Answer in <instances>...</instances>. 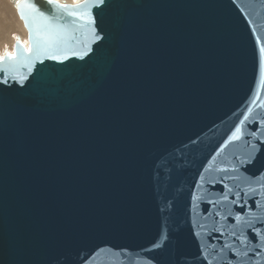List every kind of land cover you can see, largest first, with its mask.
Wrapping results in <instances>:
<instances>
[{
	"label": "water",
	"instance_id": "water-1",
	"mask_svg": "<svg viewBox=\"0 0 264 264\" xmlns=\"http://www.w3.org/2000/svg\"><path fill=\"white\" fill-rule=\"evenodd\" d=\"M10 1L0 264H264V0Z\"/></svg>",
	"mask_w": 264,
	"mask_h": 264
},
{
	"label": "snow or ice",
	"instance_id": "snow-or-ice-1",
	"mask_svg": "<svg viewBox=\"0 0 264 264\" xmlns=\"http://www.w3.org/2000/svg\"><path fill=\"white\" fill-rule=\"evenodd\" d=\"M49 3H52V0H49ZM106 3H107V0H91V3H86L84 5H78L77 6L78 9H80V8L85 9L84 11H79V12L78 11H69L65 5L53 4V7L64 9L65 11L69 12V15L76 16L78 19H86L87 23L89 25H92L95 23V21L93 20L91 15L88 13L87 9L89 7H101L103 5H106ZM16 7L17 8L29 7L32 9V11L34 13H36L35 7L31 4L21 5V4L17 3ZM21 17L25 19V22L27 24L28 21H27V18L24 17L23 12H21ZM37 17H38L39 21L42 22L43 28L39 29L35 34H32V29H31V26L29 25V27H30V39L32 40V45H33V47L29 49V51L41 53V52L47 51V49L44 47V44L47 42L48 38L52 34L59 32L65 26H62L58 23L50 21L48 19V17L44 16L42 13H37ZM89 31L91 32L94 41L102 39V37L97 35L93 29H89ZM17 48H19V42H17ZM86 48H87V46H86ZM48 54L52 55L51 53H48ZM73 54L76 55V53H73ZM85 54H86V52H85ZM5 57L8 60H15L17 58L14 55L9 56L7 53L5 54ZM52 58L58 59V57H56L55 55H52ZM80 58L82 59L83 56L81 55ZM12 78L14 80L16 79V77H12ZM23 79H24V77H20L21 81ZM0 82L6 83L7 77H5L4 81H0ZM225 199H227V197H225ZM237 219H239V217H237ZM159 246L160 245H155L154 247H159ZM225 247H228V245H225Z\"/></svg>",
	"mask_w": 264,
	"mask_h": 264
},
{
	"label": "rangeland",
	"instance_id": "rangeland-1",
	"mask_svg": "<svg viewBox=\"0 0 264 264\" xmlns=\"http://www.w3.org/2000/svg\"><path fill=\"white\" fill-rule=\"evenodd\" d=\"M1 2H0V14L2 15H0L1 17H0V23L2 24V21L4 22L3 24H4V26L6 25V26H11L12 25V27H13V30L11 31V33H10V35H6L5 36V38H4V42H3V40H1L0 42H2V43H0V53H1V51L3 52L4 50H7V48H9V43H10V40H11V38H13L14 36L15 37H18V36H20V40L22 41L23 40V43L25 44V36L23 37V35H22V32L18 29L17 30V27H16V25H15V23H16V20H17V16L16 15H14V9H13V7H11V5L7 2V0H0ZM3 1V2H2ZM66 1H68V0H66ZM12 8V9H11ZM5 14H4V13ZM3 14H4V16H3ZM16 14V13H15ZM16 16V17H15ZM5 17V18H4ZM6 18H7V20H6ZM5 21L8 23H6L5 24ZM11 21V22H10ZM9 23H11V25L9 24ZM14 25H15V27H14ZM11 37V38H10ZM4 46V47H3ZM3 48V49H2Z\"/></svg>",
	"mask_w": 264,
	"mask_h": 264
},
{
	"label": "bare ground",
	"instance_id": "bare-ground-1",
	"mask_svg": "<svg viewBox=\"0 0 264 264\" xmlns=\"http://www.w3.org/2000/svg\"><path fill=\"white\" fill-rule=\"evenodd\" d=\"M57 1H60V2H64V3H75V2H77L78 0H68V1H66V0H57ZM1 2V1H0ZM3 2V1H2ZM7 2L11 5V7H13V11L16 13V10H15V7L12 5V3H11V1L10 0H7ZM12 9V8H11ZM4 13V12H3ZM14 13V15H16L17 16V14H15ZM5 14V13H4ZM4 14H3V16H4ZM1 15V14H0ZM2 16V15H1ZM0 16V17H1ZM15 16V17H16ZM5 18V17H4ZM6 20H7V18H6ZM11 22V21H10ZM4 22L2 21V24L0 23V41L1 40H3V42L5 41L4 40V38H5V36L8 34V35H10V33H11V31L13 30V27H12V25H11V23H9L11 26H4V24H3ZM7 22L5 21V24H6ZM8 24V23H7ZM15 25H16V27H17V30L19 29L21 32H22V35H23V37L25 36V45H26V31H25V29H24V27H23V25H22V22L20 21V19L18 18V16H17V20H16V23H15ZM15 25H14V27H15ZM15 27V28H16ZM7 35V36H8ZM6 36V37H7ZM19 38H20V36H18ZM11 38V37H10ZM15 36L13 37V38H11V40H10V43H9V48H7V50H4V51H9L10 53L12 52V46H13V42H14V40H15ZM0 43H2V42H0ZM22 43H23V40H22ZM4 47V46H3ZM3 49V48H2ZM1 50V49H0ZM4 51L2 52L1 51V53H0V56L4 53Z\"/></svg>",
	"mask_w": 264,
	"mask_h": 264
}]
</instances>
